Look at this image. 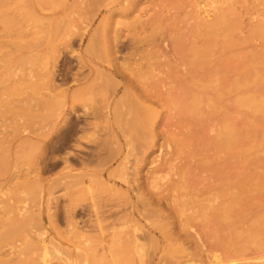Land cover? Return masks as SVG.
<instances>
[{"label": "rangeland", "instance_id": "374dc122", "mask_svg": "<svg viewBox=\"0 0 264 264\" xmlns=\"http://www.w3.org/2000/svg\"><path fill=\"white\" fill-rule=\"evenodd\" d=\"M127 1L0 0V264H264V0ZM241 68L263 106L224 160L182 92Z\"/></svg>", "mask_w": 264, "mask_h": 264}, {"label": "bare ground", "instance_id": "6f19581e", "mask_svg": "<svg viewBox=\"0 0 264 264\" xmlns=\"http://www.w3.org/2000/svg\"><path fill=\"white\" fill-rule=\"evenodd\" d=\"M129 1H127V2H129ZM217 19H220V18H217ZM213 20H214V17H213ZM218 24H219V22H218ZM217 26L218 25L216 24V22H208L206 27H207V29L209 28L211 31L214 30V29H215L214 31H216V27ZM210 39H207V40H210ZM210 41L209 42L208 41H205L207 46L209 44H211ZM195 47L196 46H194V48H192V50L197 55V54H199L198 51L199 52L201 51V48L197 51V49ZM207 51L208 50H205L203 52H200V54L201 53H204V52L206 53ZM208 54H206V56H208ZM201 56H202V54L198 57V58H201V59H197V58L194 59L193 58L194 61L190 62L191 63V70L190 71H193L194 72V71H196V69H198L199 67H201L200 64H202V65L204 64V63H201V62H203L204 57L202 58ZM200 60H202V61L200 62ZM204 62H205V60H204ZM200 69H202V67L199 68V70ZM242 70H243L242 68L239 69L238 70L239 72L237 71L238 72L237 73L238 75L236 77L234 76V78H232L230 81L224 82L223 84L219 85L218 88H216V89H214V87H211V82L212 81H211V78H208L209 76L208 77H205V78H202V79H199V81L201 80L200 85L193 86V84L191 83L190 86H186L185 85L183 87V92L182 93L185 96V99H184L185 106H184V109L181 110V112H183V114H184L183 116L185 117V119L189 120L190 123H192L194 121H197L199 119L200 115L203 114V113L206 114V115H209L211 113V110L213 109V107H215L217 104L218 105L220 104L225 109V111H226L225 113H224V109L221 111V112L224 113V115L221 113L222 124L220 125V128L217 127V131H216L215 135H213L214 137L213 138L212 137H209L210 140L208 141L209 146H212L213 147L212 150L215 151V154L218 155V156L221 154L222 156L220 158L221 159H224V160H227L228 158H231L233 156V154H236L239 157H241V154L244 152V147L241 145V143L245 139V135H244L243 129H246V128H244L246 126V123L243 121V118H242V120L241 119L239 120L240 121L239 123H235V119H237L238 117H241L243 110L246 109V108L251 109V110H259L263 106V99H262V97L257 96L256 94L255 95L254 94H251L250 95V93H246L245 92V89L249 85V83H250L249 81L252 78L248 79V77H246L244 71H242ZM254 71H256V70H254ZM191 80L194 81L193 76H191ZM251 82L255 83L254 81H251ZM206 107H209V109H205ZM199 122L198 123L201 125V121H199ZM201 141L204 142V140H201ZM207 147H205V148L207 149ZM208 149H210V148L208 147ZM111 155H109V156H111ZM105 158H106V156H105ZM99 163H100V161H99ZM205 163H207V162H205ZM218 168H217V166L215 167V171H214L215 173L216 172H222L221 171L222 169L219 171ZM216 170H218V171H216ZM229 173H231V172H229ZM219 181H218L219 185L221 184V186H222V187L220 186L221 187L220 190H222V193H221L222 196H220L221 197L222 207L221 206H218V207L216 206L217 208L213 209V211L210 208L211 211L213 212L212 215H218V216H223V217H224V215H227V216H229V215L235 216L236 214H238L241 211V208L240 207H242L243 205H245V204H243L244 199L242 198L243 188H244L243 186H245L244 185V179L238 178L237 179L238 183H234V184L230 182V178H228V177H226L224 180H222L220 182ZM232 188H236V192L235 193H232L231 192V189ZM223 190H224V192H223ZM131 197H132V195L129 192L128 198L130 199ZM141 202L143 203V201H141ZM204 202H206V201H204ZM220 208H221V211H220ZM126 209H127V207H126ZM211 211H209V212H211ZM200 213H202V212H200ZM141 214H142V212H141ZM209 215H211V214L209 213ZM129 216L130 217H132V216H138L139 217L140 214L139 213H136V211L134 209H132L130 211V213H129ZM223 217H222V219H224ZM214 219H215V221H217L216 218H214ZM222 219L219 220V221H225V220H222ZM261 231H260V233L262 234ZM238 232H236V230H235V233H238ZM248 235H250V233ZM256 235H257V232H256ZM259 236H260V234H259ZM262 237H264V236H262ZM262 239H264V238H260V240H262ZM260 246H262V245H260Z\"/></svg>", "mask_w": 264, "mask_h": 264}]
</instances>
